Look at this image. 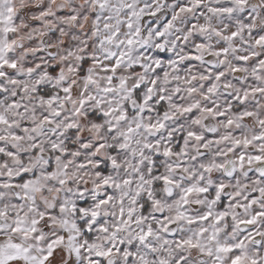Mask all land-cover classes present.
I'll return each instance as SVG.
<instances>
[{"label": "rangeland", "instance_id": "374dc122", "mask_svg": "<svg viewBox=\"0 0 264 264\" xmlns=\"http://www.w3.org/2000/svg\"><path fill=\"white\" fill-rule=\"evenodd\" d=\"M259 162L264 0H0V237L43 264H264Z\"/></svg>", "mask_w": 264, "mask_h": 264}, {"label": "crops", "instance_id": "0c3cea01", "mask_svg": "<svg viewBox=\"0 0 264 264\" xmlns=\"http://www.w3.org/2000/svg\"><path fill=\"white\" fill-rule=\"evenodd\" d=\"M13 250L14 252L11 254H2L3 252L7 253ZM26 250H33L40 257V264H43L44 257L31 245L24 243L15 235H3L0 237V262L3 263L14 256L22 255L25 258V264H29Z\"/></svg>", "mask_w": 264, "mask_h": 264}, {"label": "flooded vegetation", "instance_id": "af4514ba", "mask_svg": "<svg viewBox=\"0 0 264 264\" xmlns=\"http://www.w3.org/2000/svg\"><path fill=\"white\" fill-rule=\"evenodd\" d=\"M257 164V163H256ZM256 164H253V165H251V166H244L243 167V173H250V172H252L253 170H256V172L257 173H259V174H262V176H264V171H261L260 169H258V168H255V165ZM242 225V224H241ZM248 225V224H247ZM249 227V226H248ZM247 227V228H248ZM242 228V227H241ZM247 228H245V229H247ZM244 229V228H243ZM71 234H72V238H71ZM70 235V237H68ZM67 240L70 242V244H71V246H72V249H75V233H73V232H70L69 234H67ZM259 240V237H257L256 239H255V241H258ZM3 248H4V245H3ZM15 250V249H14ZM14 250L13 251H11V252H3L2 254H11V253H13L14 252ZM26 252H27V256H28V260H29V264H40V257L33 251V250H26ZM74 257H75V253H74V255H73Z\"/></svg>", "mask_w": 264, "mask_h": 264}, {"label": "water", "instance_id": "95a60500", "mask_svg": "<svg viewBox=\"0 0 264 264\" xmlns=\"http://www.w3.org/2000/svg\"><path fill=\"white\" fill-rule=\"evenodd\" d=\"M255 168H258L260 169L261 171H264V162H259L255 165ZM233 169H234V162H233V159L231 158V156L229 157V162L225 168V172L226 174H231L233 172ZM242 228H247L248 225L247 224H242L241 225Z\"/></svg>", "mask_w": 264, "mask_h": 264}]
</instances>
